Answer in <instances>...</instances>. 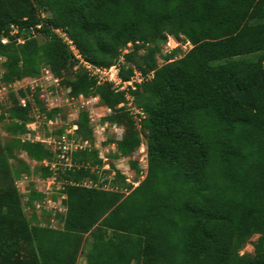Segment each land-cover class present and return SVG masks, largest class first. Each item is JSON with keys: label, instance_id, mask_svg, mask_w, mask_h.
<instances>
[{"label": "trees", "instance_id": "1", "mask_svg": "<svg viewBox=\"0 0 264 264\" xmlns=\"http://www.w3.org/2000/svg\"><path fill=\"white\" fill-rule=\"evenodd\" d=\"M10 24L26 40L0 42L1 83L35 78L50 66L70 96L98 97L100 107L112 110L102 121L124 127L114 142L117 153L108 158L137 166L132 157L141 132L148 168L133 188L114 161L116 178L105 181L117 191L86 188L78 183L94 180L93 168L102 162L96 150L78 152L73 162L79 167L56 172L62 229L31 225L16 183L31 172L55 175L42 164L54 153L19 138L32 110L30 103L19 105L24 90L10 94L14 105L0 114L10 134L4 143L0 136V264H75L84 245L85 264H264V0H0V38ZM56 29L92 66L119 64L124 82L134 70L142 72L145 80L128 92L144 113L139 122L126 107L117 108L126 93L90 76ZM166 32L193 48L159 67ZM128 43L133 48L124 54ZM62 112L46 114L54 119ZM77 125L78 136L93 140L88 111L78 113ZM22 153L26 160L11 166ZM27 161L38 166L31 171ZM134 171L138 179L140 166ZM44 198L34 190L26 207L35 209ZM254 235L255 255H240Z\"/></svg>", "mask_w": 264, "mask_h": 264}, {"label": "built area", "instance_id": "2", "mask_svg": "<svg viewBox=\"0 0 264 264\" xmlns=\"http://www.w3.org/2000/svg\"><path fill=\"white\" fill-rule=\"evenodd\" d=\"M44 17V15H41ZM35 28H40V25H36ZM20 28L18 25L10 24L8 30L3 33L0 38L2 45L9 43H14L16 46L21 45L25 42V38L20 35ZM25 31V30H24ZM30 35L34 34V27L28 29ZM55 33L63 39L65 43L68 44L70 50L72 51L74 57L79 61V65L83 66L90 72V76H96L100 83L111 82L114 84L115 91H124L126 93V103H120L117 108L126 107V111L133 116V118L139 122L140 119L144 117V113L141 109L137 108L133 103V97L128 93L129 89L134 90L136 84L142 83L145 78L142 72L134 70L133 75L130 80L127 82L122 81L118 76L119 64H115L110 68H97L87 63L79 51L75 47L72 40L68 37L67 33L62 29H56ZM165 38L164 42L160 45V52L156 54L157 61H163L161 65L172 62L174 60L181 59L186 53H188L192 48L193 44L186 40L182 35H179L176 38L174 35L169 33H164ZM139 44V42H135ZM147 47L151 46V43H145ZM133 48L132 43H128L127 48L123 51L124 54L128 53ZM172 55L171 58L165 59V57ZM0 61H3L0 59ZM120 61L123 62V57H120ZM78 66L74 67L73 70L76 71ZM3 70L0 66V80ZM152 72L148 75V79L152 78ZM19 90H24L26 92L25 98H19V105L23 108L30 103L32 110L31 117L33 118L30 122L26 124V132L19 136V138L24 142H40L47 147H50L54 153V159L49 161H42L44 166L50 167V169L55 173V175L43 179L42 182H47V186L43 189L39 188L38 191L43 193L46 197L48 195V190H51V185H54L57 176L56 172L58 170H68L72 167H79L78 164L73 162V156L82 151H91L96 150L98 159L102 162V170L104 172L109 171L108 176L104 180H101L99 183H96L92 180L84 179L82 182L78 183L79 185L86 188H100L102 190L108 191H117L118 187H111L109 184L104 182L106 179L113 180L116 178V169L119 170L120 174L124 177V180L127 183H130L133 188L139 185V183L145 178L147 174L148 161H147V151H146V141L141 132H139L140 143L138 151L132 157V160H137L138 165L140 166V172L138 179L135 178V171L131 172V169L128 166L127 160L125 158H118L115 161V168H111L109 163V158L111 154L117 153L116 146L113 143L111 147L105 144L106 138H104V133L106 128H108V122H103L102 119L104 116H107L112 113L111 109L102 108L99 105H92L90 103L92 100L98 103V97H84L83 95L70 96V89L63 88L59 78L55 77L50 66H43L40 69V73L35 78H24L10 83H1L0 81V114L2 109L6 107L10 94H15L17 96ZM37 95V99L36 96ZM42 104L44 107V112L40 110L38 104ZM91 106H94L91 108ZM67 107L68 112L65 113L63 108ZM61 109L63 112L58 113L54 119H49L47 117V112H50L54 109ZM91 109L97 110L95 115L97 116V122L94 120V114L91 112ZM88 118L90 124L93 127V133H96V136L93 135V140L83 139L77 134L78 125H77V115L80 111H88ZM66 119L68 121H66ZM40 122L46 124L50 127V130L47 134L42 136V138L36 133L35 127ZM64 127V131L60 134H53V131L59 130ZM115 134L116 126H112ZM138 130L140 131V125H137ZM121 137V134H120ZM111 149V150H110ZM112 151V153H111ZM30 162V161H27ZM37 165L35 162L31 164ZM100 185V186H98ZM62 199L64 196H61ZM61 199V200H62ZM53 201V202H52ZM48 208L49 206L53 207L58 212H64L65 207L62 203H59L58 206L55 205L54 200L52 199H43L42 202H35V207L39 210H44V207Z\"/></svg>", "mask_w": 264, "mask_h": 264}, {"label": "rangeland", "instance_id": "3", "mask_svg": "<svg viewBox=\"0 0 264 264\" xmlns=\"http://www.w3.org/2000/svg\"><path fill=\"white\" fill-rule=\"evenodd\" d=\"M36 40L38 42L39 45L43 44L44 43V38L42 36H40L39 34L36 33ZM148 50H144V52L147 53ZM143 53V52H142ZM136 57L133 56V60H135ZM161 63L163 62L162 60L160 61ZM158 62V66L161 67L163 65H161V63ZM71 73L68 72L66 75H65V80L71 78ZM90 103H92V105H98L100 102L98 101V103L95 104V102L92 100ZM14 105V101L12 100V98L9 99L7 105H6V108H8L9 106H13ZM94 106H91V108H93ZM63 111L65 113L68 112V109L67 107L63 108ZM97 110H92L91 109V112H93L94 114V117H95V121L97 122V116L95 115L94 112H96ZM88 112H90V110H88ZM97 113V112H96ZM108 116V115H107ZM66 121H68L66 119ZM3 122H7V120H4ZM3 122H0V136H1V140L2 142H6L10 139V134H8L7 132H5L4 130V127H3ZM109 124V123H108ZM50 130V127L47 126L46 124L40 122V124H37L36 127H35V131L36 133L42 138V136H44L45 134H47V132ZM116 132L117 134H115L114 130H113V127L109 124L108 125V128H106L105 130V133H104V138H106V145H108L109 147H111V145L118 139L120 138V134L122 135L123 132H124V127L123 126H116ZM94 136H96V133H93ZM108 140V141H107ZM111 150V149H110ZM112 153V151H111ZM112 155V154H111ZM110 155V156H111ZM23 158V159H21ZM26 156L25 154H20L17 158L16 156H13L9 162L11 164V166H18L19 165V162H20V159L21 160H26ZM114 161L115 159L112 157H110L109 159V162L112 166H114ZM30 166V170L32 171V169L37 165H31L32 162H27ZM35 167V168H36ZM137 167H138V164L136 166V164H130V169H131V172H133L134 170H137ZM93 170L95 171L94 173V182L96 183H99L101 180H104L106 176H108V174H106V172H104L102 170V166H100L98 168V166H96L95 168H93ZM39 177H40V174L39 173H33L31 172L30 174L28 175H22L21 179L17 181L16 183V187L21 195V199H22V203H23V208H24V215L25 217L29 220L30 224L31 225H35V224H39L41 226L43 225H48L49 227L51 228H56V229H62V224L60 222V217L57 215V210H55L52 206L48 207V208H45V206L43 207L44 210H39L35 207V209H32V207L29 205L28 207H26V202L28 200V198L30 197V195L33 193L34 190H38L39 188L43 189L44 187H46L48 184L47 182L43 183L42 180L43 179H40L39 180ZM58 180V179H57ZM55 182L54 185H51V190L49 189L47 192H48V195H46L45 199H52L53 200V197L56 198V200H54L55 202V205L58 206L59 203H61V199L62 197H58V193H59V190L62 188V183L58 180ZM106 182V181H104ZM100 186V185H98ZM128 193V192H127ZM63 196V195H62ZM58 197V198H57ZM43 201V200H42ZM41 201V202H42ZM37 202V201H36ZM53 202V201H52ZM257 238H258V235H254L252 236L247 244L241 249V251L239 252L240 255H248L250 257H253L255 255L254 253V246H255V243L257 241ZM85 249H86V246L84 245L83 247V250H82V253L81 255L77 258V261L75 264H85V260H84V252H85Z\"/></svg>", "mask_w": 264, "mask_h": 264}]
</instances>
